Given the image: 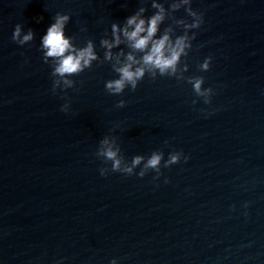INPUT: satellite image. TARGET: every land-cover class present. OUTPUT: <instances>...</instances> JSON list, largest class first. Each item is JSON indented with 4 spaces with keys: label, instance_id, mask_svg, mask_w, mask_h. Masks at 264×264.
<instances>
[{
    "label": "water",
    "instance_id": "95a60500",
    "mask_svg": "<svg viewBox=\"0 0 264 264\" xmlns=\"http://www.w3.org/2000/svg\"><path fill=\"white\" fill-rule=\"evenodd\" d=\"M156 2L166 12L156 38L169 25L182 34L172 17H190L171 12L178 0ZM151 3L0 0V264H264V0H191L204 22L189 30L183 79L145 74L135 91L109 94L115 60L103 61L99 41L141 6L154 14ZM57 12L70 15L65 35L78 47L91 39L102 63L53 93L40 44ZM17 23L32 41L11 39ZM121 39L114 58L139 59ZM196 76L213 89L207 104L187 82ZM105 135L122 165L162 151L161 174L137 175L142 161L131 175L102 176ZM172 151L180 161L163 167Z\"/></svg>",
    "mask_w": 264,
    "mask_h": 264
},
{
    "label": "clouds",
    "instance_id": "9594fccd",
    "mask_svg": "<svg viewBox=\"0 0 264 264\" xmlns=\"http://www.w3.org/2000/svg\"><path fill=\"white\" fill-rule=\"evenodd\" d=\"M144 0H141L143 3ZM191 0H178L170 4L172 13L184 8L187 18L172 17L176 24L183 29L182 34L173 35V28L171 25L164 29L162 35L158 38L157 33L159 26L166 19L165 7L163 4L152 0L151 7L156 11L151 16L145 18L141 14L145 12V8L141 6L134 14L129 15L125 19L123 26L113 22L111 24V39L101 38L100 46L105 49L103 52V61H113L111 64L112 70L117 74L116 78L108 79L104 83L105 90L112 95H120L127 87L130 91H135L138 82L143 80L145 74L150 78L156 79L159 75L161 77H175L177 80L183 79L182 75H178V69L181 66V58L188 55L191 49V41L195 38L196 33H189L190 29H198L203 24V13L194 10L191 6ZM53 23L47 28L46 33L41 37L40 49L42 51V58L45 63L51 61V76L52 91L56 92L60 88L61 83L65 89L72 88L75 81L70 77L79 75L85 69L91 68L94 61L101 62L100 57L95 51V46L91 39L87 40L83 46H77L73 43V38L65 35V26L70 20L68 13L57 12L53 17ZM121 37L128 43V47L133 52H139L142 55L137 59L132 52L124 55L122 52L116 53L115 58L111 51L114 47L122 43ZM11 39L19 45H24L34 39V33L29 29L22 34V26L17 23L14 26ZM123 56V59L121 57ZM212 57H206L199 68L201 71H207L210 67ZM102 63V62H101ZM186 70V69H185ZM187 82L192 85L193 92L197 97L204 98V103L210 102V97L213 94L211 87H202L204 84L203 76L188 77ZM196 101L193 100V103ZM125 101L120 99L116 102V107H124ZM69 110V103L66 101L61 105V111L67 112ZM121 149L117 144L116 139L111 140L107 135L102 137L96 149L95 155L102 158L103 162L107 164L111 162L110 168L101 167L99 169L102 176L109 171L121 172L131 175L137 166L144 161L143 167L136 173L143 177L149 170L156 173L158 177L161 174V161L164 153L162 151L154 150L145 161L144 156L136 155L132 158L130 164H123V157L120 155ZM182 152H169L168 158L163 161V167H170L180 161ZM186 161L187 156H183ZM110 264H116V260L110 261Z\"/></svg>",
    "mask_w": 264,
    "mask_h": 264
}]
</instances>
